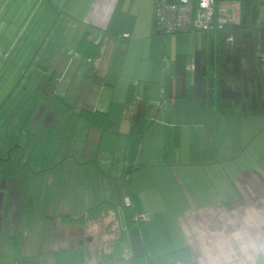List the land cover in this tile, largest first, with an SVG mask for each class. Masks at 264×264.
Returning a JSON list of instances; mask_svg holds the SVG:
<instances>
[{"label": "crops", "instance_id": "crops-1", "mask_svg": "<svg viewBox=\"0 0 264 264\" xmlns=\"http://www.w3.org/2000/svg\"><path fill=\"white\" fill-rule=\"evenodd\" d=\"M26 1L36 6L32 18L38 15L36 22L46 23L42 27L37 24L35 31L44 28V32L27 48L26 72L20 74L18 64L11 61L14 72L5 75L3 62H8L14 48H4V33L0 32V86L7 76L14 87L11 92L22 88L18 95L28 96L32 107L26 118L34 149L43 144L55 151L50 161L62 169L49 172L45 186L29 191L19 189L0 170V238L10 241L18 233L13 217L20 208L27 214L41 211L48 217H72L111 202L117 207L122 226L121 239L111 247L112 264H146L143 258H125L132 250L122 216L128 199L137 215L149 218L145 223L155 254L159 253L156 240L160 239V247H175V242H181V246L196 248L200 252L194 257L198 264L206 261L208 253L221 264H242L244 246L263 242L260 228L244 223L243 207L233 204V192L238 196L242 174L249 169L241 168L235 160L239 146L226 152L225 143L217 142L213 131L220 122L227 127L231 121L240 125L243 121L225 119L186 99L159 106L166 76L175 75L174 61L172 74L160 79L157 87L152 66L141 62L145 53L133 48L134 41L154 32L156 0ZM3 5L4 0H0V13ZM86 37L103 44L95 61L78 51ZM188 51L177 48L176 53L187 56ZM191 65L192 58L188 72H192ZM94 71L103 78V84L92 80ZM132 93L136 100L147 96L154 106L143 134H131ZM82 111L102 114L106 125L93 126L83 119ZM187 132L189 147L185 145ZM35 158L37 155L32 156ZM195 167L199 171L192 176ZM216 177L219 179L214 180ZM4 225L7 236L2 232ZM261 230L264 232V225ZM236 233L245 237L243 245L233 240ZM84 238L79 234L78 245ZM120 241L123 243L116 256ZM260 253L264 254L257 252V257ZM31 258L43 264L44 257ZM46 258L53 262L52 257ZM6 261L19 264L14 257H6Z\"/></svg>", "mask_w": 264, "mask_h": 264}, {"label": "rangeland", "instance_id": "rangeland-1", "mask_svg": "<svg viewBox=\"0 0 264 264\" xmlns=\"http://www.w3.org/2000/svg\"><path fill=\"white\" fill-rule=\"evenodd\" d=\"M4 3L6 5H3L4 7L0 13V32L4 33L2 44L4 48H14V53L8 62H3L4 75L14 72L12 65H10L12 63L18 64L20 74H24L27 70V48L34 46L36 37L44 32L42 31L44 28L36 32L35 26L40 24L42 27L46 23L44 21L36 22L38 15L32 18L31 12L36 6H32L26 0H4ZM37 14L39 13L37 12ZM260 19L264 20V6L261 8ZM54 30L56 31L57 28ZM198 47L199 40L195 34L166 36L163 34L157 35L154 31L146 37L133 42L135 50L139 53H145L143 57H140L142 58L141 62L147 66H152L155 73L153 80L158 82L155 83L157 87H159V82H161L160 79L162 80L165 75L172 74V62L177 56V48L189 50V55H187L189 63ZM11 61L13 62L11 63ZM9 81L7 76H4L2 86H0V91H2L0 93V170L9 179L12 178L19 189L29 191L34 186L40 189L42 185L45 186V177L50 174L49 172L61 170L62 168L54 167L51 163L55 151L52 152L48 149L49 147L43 144L34 149L35 146L31 141L30 127L26 118L29 111H31L32 102L26 94L18 95L21 93L22 88H20V92L17 90L15 93L11 92L14 87L8 83ZM192 81L193 75L189 71L187 74L188 85ZM212 113L214 112L212 111ZM236 119L243 121V124L240 125L238 124L239 122L231 121ZM231 120L227 127H223L222 122H220L217 131H213V133L217 142L225 143L226 152L229 153L230 149L239 146L237 157L235 158L238 166L243 169H249L248 171L257 172L262 179H258L256 174L252 178L244 177L238 185L240 196H235L236 194L233 192V204L243 207L242 216L244 223L260 228L259 236L263 237L262 243L259 242L257 244L256 241H253L250 245L244 246L241 263L257 264V252H264V235H262L264 232L261 230L262 225H264V118H232ZM246 122L249 123L246 124ZM206 123L210 124V120ZM232 126H235V129H232ZM234 130L236 131L235 135L233 134ZM189 133L187 132L185 138L187 147L190 146ZM193 148H196V145L194 146L193 144ZM33 155H37L35 160H32ZM179 169L181 170V168ZM182 169L185 170V168ZM198 171L199 168H196L192 176ZM58 173L56 172V175ZM21 177L22 180L19 181ZM215 179L219 178L216 177ZM217 183L219 182L217 181ZM230 190L233 191L231 188ZM24 209L20 208L19 213L14 214L13 217L16 219V230L19 234L21 233V243L18 247L12 245L8 239L0 238V257H5L4 259L1 258L0 264H7L6 257L26 256L44 257V260H42L43 264H54L50 258L46 257H56L54 253L59 251V249L77 248L79 234L81 238L85 237L83 243L91 257H97L98 255L99 257L108 256L113 241L119 236L117 217L112 212L101 217L97 223L85 222L82 224L80 222L72 225V222L62 221V217L67 215L48 217L41 211L27 214V210ZM86 214L72 216V219L83 218L84 220L87 218ZM88 239H92V241L89 242ZM160 241V239L156 240L159 252L156 254H166L187 246H181L179 245L181 242H175V247L169 245L160 247ZM122 243L121 241L117 242L119 245L115 248L116 256L119 255ZM188 248L193 258L199 255L200 252L196 248L191 246ZM84 257V261L79 264L96 263L95 258H91L89 255ZM3 260L4 263L2 262ZM201 264H221V262H217L208 253L206 261Z\"/></svg>", "mask_w": 264, "mask_h": 264}, {"label": "trees", "instance_id": "trees-1", "mask_svg": "<svg viewBox=\"0 0 264 264\" xmlns=\"http://www.w3.org/2000/svg\"><path fill=\"white\" fill-rule=\"evenodd\" d=\"M240 2L242 9L239 22L222 27L216 26L197 35L199 47L192 56L193 81L189 86L187 56L177 55L173 62L175 75L166 76L163 83L160 107L172 100L186 99L197 102L203 109L213 111L227 119L264 118V20L260 19L264 0H240ZM154 31L157 32L155 28ZM124 36L127 37L129 34ZM102 48V43L96 44L86 37L81 40L78 51L84 58L95 61L101 56ZM91 78L95 83H104L103 78L96 71ZM130 104L131 108L133 107L130 118L131 134H143L154 106L149 103L147 96L136 100L133 93ZM81 115L93 126L104 127L107 123L102 114L82 111ZM128 173L126 171L125 174ZM254 174L262 180L260 175L253 171H245L241 179L252 178ZM238 195L240 196L239 189ZM109 212L115 213L119 229V236L113 241L114 243L122 237V226L117 207L111 202H103L92 207L84 220L72 219L67 215L62 217V221L72 222V225L80 222L97 223ZM122 216L131 240L132 258L146 259V264H198L188 247L162 255L155 254L146 223L136 220L137 214L131 206L124 207ZM9 239L12 245L19 247L21 233H16ZM54 255L56 256L52 257L54 264H79L84 261L85 255L91 257L84 243L75 249H59ZM31 257L37 256L14 257V259L19 264H38L36 258ZM91 258L96 259L95 264H112L113 254L110 249L108 256L98 255ZM257 264H264V254L258 256Z\"/></svg>", "mask_w": 264, "mask_h": 264}, {"label": "built area", "instance_id": "built-area-1", "mask_svg": "<svg viewBox=\"0 0 264 264\" xmlns=\"http://www.w3.org/2000/svg\"><path fill=\"white\" fill-rule=\"evenodd\" d=\"M240 0H156L154 28L163 35H200L216 26L241 20ZM127 206L130 202L126 200ZM148 216L138 214L137 221L147 222ZM125 258L131 259V253Z\"/></svg>", "mask_w": 264, "mask_h": 264}, {"label": "clouds", "instance_id": "clouds-1", "mask_svg": "<svg viewBox=\"0 0 264 264\" xmlns=\"http://www.w3.org/2000/svg\"><path fill=\"white\" fill-rule=\"evenodd\" d=\"M233 240L235 241V243L243 245L246 241H245V237L243 236L242 233H236L233 235Z\"/></svg>", "mask_w": 264, "mask_h": 264}, {"label": "water", "instance_id": "water-1", "mask_svg": "<svg viewBox=\"0 0 264 264\" xmlns=\"http://www.w3.org/2000/svg\"><path fill=\"white\" fill-rule=\"evenodd\" d=\"M2 205H3V193L0 192V235L2 228V215H1ZM88 241H91V239H88Z\"/></svg>", "mask_w": 264, "mask_h": 264}, {"label": "flooded vegetation", "instance_id": "flooded-vegetation-1", "mask_svg": "<svg viewBox=\"0 0 264 264\" xmlns=\"http://www.w3.org/2000/svg\"><path fill=\"white\" fill-rule=\"evenodd\" d=\"M0 192H1V191H0ZM2 223H3V222H2ZM5 224H6V222H5ZM6 225H7V224H6ZM6 231H7V229L5 228V225H4L2 232L5 233Z\"/></svg>", "mask_w": 264, "mask_h": 264}]
</instances>
